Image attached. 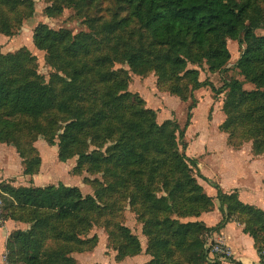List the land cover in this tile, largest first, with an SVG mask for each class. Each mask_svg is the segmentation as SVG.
Returning <instances> with one entry per match:
<instances>
[{
	"label": "rangeland",
	"instance_id": "374dc122",
	"mask_svg": "<svg viewBox=\"0 0 264 264\" xmlns=\"http://www.w3.org/2000/svg\"><path fill=\"white\" fill-rule=\"evenodd\" d=\"M11 3L13 9L0 4V27L5 22L7 24L5 20L8 19L12 31L6 39L0 34V53L26 50L29 60L25 64L39 80L51 86L56 97L72 92L61 89L65 87L62 81L65 80L72 84L71 89L74 83L85 93V100L79 103L80 106L97 108L115 90L111 82L102 80V75L119 72L120 78L127 79L124 91L137 94L143 106L155 113L156 122L165 124L167 129L172 128L173 123L183 127L188 106H194L183 141L187 145L186 155L196 160L199 172L204 169L211 175L222 176L231 161L230 153H253L255 145L258 150L264 148V102L256 93V85L236 67L244 44L227 39L230 58L218 70L210 71L206 51H198L186 59V67L181 70L165 61L166 56H172V53L156 44L136 19H130L124 26L118 25L119 21L129 16L126 3L120 0H10L8 4ZM257 5L261 23L254 32L261 36L264 35V0H258ZM248 21L245 20V23ZM39 24L64 33L68 44L73 41L71 46L77 51L66 50L68 46L63 44L58 50L60 57L50 63L47 53L33 42L34 30ZM134 52H141L146 60L138 70H133L126 61V56ZM188 70H196L199 81L211 82L219 92L212 91L209 86L191 90L194 80L186 72ZM75 72H81V79L76 82L73 78ZM235 80L241 84V89L233 94L229 92L228 84ZM5 112L1 111L0 115L4 116ZM88 115L87 112L85 116ZM70 117L72 112H58L52 108L43 118H15L16 128L10 133V140L14 141L0 140V144L7 148L6 152L2 151L5 156L0 159L5 162V172L0 168V228L5 221L11 220L16 226L8 236L16 231L27 235L32 231L33 238L38 240L42 264H69L70 259L73 264L90 260L91 263L87 264H115L135 256L127 255L120 261L115 260L116 253H122L125 248L120 226L129 229L137 239L140 250L136 255L146 257L143 264L150 262L154 253L162 264H193L194 251L186 246L177 247V241L166 223L160 228L154 224L156 220H175L183 223L198 221L207 227L214 226L210 223L213 216H221L215 181L203 180L192 167L171 174L166 165L167 149L160 154L145 152V160L134 166L133 171H123L106 160L95 166L86 163L76 168L79 152L106 156L113 141L103 138L102 131L97 139L85 135L61 161L58 157V134ZM49 137L51 143L47 142ZM191 153L200 156L197 158L189 155ZM38 156L40 164L37 166L35 158ZM181 175H188L198 184L202 193L211 199L212 205H206L201 210L195 208L197 215H183V207H196L201 202L192 200L189 194L176 191L174 182ZM125 176L128 180L122 182L121 178ZM59 182L77 186L83 196L92 198L68 220H58L52 211L37 212L19 207L8 194L7 186L35 187L57 185ZM162 197L169 208L159 200ZM235 215L242 219L248 217L243 213ZM196 236L203 243L202 251L207 255V249L215 244L212 232L203 230ZM157 238L170 240L169 248L160 250L155 245ZM6 242L4 263L24 264V254H21L20 245L16 242L11 245L19 249L20 255L17 252L18 255L7 258ZM206 261L210 262L208 255Z\"/></svg>",
	"mask_w": 264,
	"mask_h": 264
},
{
	"label": "trees",
	"instance_id": "16d2710c",
	"mask_svg": "<svg viewBox=\"0 0 264 264\" xmlns=\"http://www.w3.org/2000/svg\"><path fill=\"white\" fill-rule=\"evenodd\" d=\"M9 1L0 0V4L13 9V4H8ZM120 1L126 3L129 16L119 21L118 25L124 26L130 19H136L156 44L166 47L172 53V56H166L165 61L175 68L183 70L186 67V59L197 54L198 51H206L210 71L218 70L230 58L226 40L233 39L237 40L239 45L244 44V49L236 61V67L247 80L256 85L258 88L256 93L264 102V35L257 36L254 32V29L261 23L259 22L258 0ZM247 19L249 21L245 23ZM5 21L7 24L3 23L0 33L10 36L11 26L8 19ZM33 42L38 49L47 53L50 63H53L52 59L60 57L58 50L63 44H67L66 50L77 51L71 46L74 44L73 41L68 44L64 33L52 30L45 24H39L35 28ZM28 57L26 50L8 54L0 53V112L6 111L4 116L0 115L1 141H14L10 140V133L16 128L15 118H43L52 108H55L58 112H72V117L65 121L62 131L58 134L60 149L58 157L61 161L67 158L68 152L83 139V136L87 135L91 139H97L98 133L102 131L103 138L113 141L111 151L106 156L81 151L77 154L76 168L86 163L95 166L100 161L106 160L114 166L121 167L123 171L128 169L133 171L134 166L140 165L145 160V152L153 151L160 154L165 153L164 149H167L168 172L176 174L177 171H185L192 167L196 170V175L207 181L199 172L196 160L185 153L187 145L183 138L191 122L193 105L187 108L183 127L173 123L172 128L167 129L165 124L159 125L156 122L155 113L143 106V101L137 94L124 91L127 79L120 78L121 73L116 72L102 75L103 81L111 82L115 87V90L108 94V98L103 99L97 108H84L79 103L85 100V93L74 83L71 89L72 84L62 80L65 87L61 89H68L72 92L69 95L56 97L51 86L39 80L33 70L25 64L29 60ZM126 61L133 70H138V67L146 63L144 54L141 52L127 55ZM186 72L194 80L191 90L209 86L212 91L219 92L211 82L199 81L196 70ZM73 78L75 82L80 80L81 72H75ZM228 87L229 92L235 94L240 91L241 84L235 80L228 84ZM191 98L194 99L192 94ZM87 112L89 115L86 117ZM51 141L49 137L47 142L51 143ZM15 146L18 150V144L15 143ZM256 147L255 145L254 154L264 153V148L258 150ZM140 148L143 151H139ZM18 152L25 159L20 149ZM35 160L38 166L39 156ZM127 180L128 176L121 178L122 182ZM174 184H176L178 193L189 194L192 200L201 202L202 205L183 207V215H190V213L197 215L195 208L201 210L206 205H212L211 199L209 200L202 193L201 187L195 184L188 175H181V178H177ZM7 188L15 205L37 212L52 211L58 220L72 218L82 210L85 203L92 201L90 196H83L77 186H67L62 182L57 185L7 186ZM215 188L221 217L214 226L207 227L198 221L183 223L175 220L169 222L156 220L154 225L160 228L166 223L172 237L177 241L176 246L179 248L186 246L194 251L193 264H223L218 260L206 261L208 252L207 255L204 254L203 243L196 235L203 230L218 232L227 222L235 220L240 222L243 230L254 239L261 258L262 251H264V211L242 203L235 192L226 193L219 185H215ZM132 197L133 195L131 199ZM159 200L164 202L166 208L170 207L165 202V198L162 197ZM236 213H243L248 217L242 219L236 216ZM119 229L125 240V248L122 253H116L115 260L117 261L127 255H136L140 250L137 239L129 229L124 226H120ZM29 233L27 235L16 231L8 236L7 258L18 255L17 252L20 255L19 249L11 245L12 242H16L20 245L21 254H24V264H42V254L37 248L38 240L33 238L32 231ZM29 239L31 240L28 241ZM170 244V240L162 238L155 240V245L160 250L169 248ZM69 261L71 264L74 262L71 259ZM146 264L162 263L154 253L153 259Z\"/></svg>",
	"mask_w": 264,
	"mask_h": 264
},
{
	"label": "crops",
	"instance_id": "0c3cea01",
	"mask_svg": "<svg viewBox=\"0 0 264 264\" xmlns=\"http://www.w3.org/2000/svg\"><path fill=\"white\" fill-rule=\"evenodd\" d=\"M4 38L6 39V36ZM5 39L1 41L3 42ZM203 146L206 149L205 145ZM5 149L7 148L4 144H0V159L1 156H5L2 154V151L4 152ZM189 155L197 158L200 156L194 155V153ZM230 156L231 161L225 172H222V176L211 175L204 169H202L203 171L200 170V173L208 182L215 181L222 191L226 193L235 192L242 203L264 211V153L254 154L251 151H233L230 153ZM209 160L211 159L209 158ZM1 167L2 171L5 172V168H3L5 167V162L2 160H0ZM220 217L216 216L214 218L213 216L210 223L215 225L220 220ZM15 226L16 224L9 220L5 221L4 225L0 228V264H5L3 261L5 242L8 233ZM212 240L225 245L230 251L229 260L222 261L223 264H259L260 257L255 241L243 230V225L240 222L235 220L227 222L218 232L212 233ZM85 257L84 260H88ZM89 258L91 259L90 256ZM145 259L146 257L143 255H135L115 264H143ZM87 263H91V260L89 262L85 261L82 264Z\"/></svg>",
	"mask_w": 264,
	"mask_h": 264
},
{
	"label": "built area",
	"instance_id": "2783aa9c",
	"mask_svg": "<svg viewBox=\"0 0 264 264\" xmlns=\"http://www.w3.org/2000/svg\"><path fill=\"white\" fill-rule=\"evenodd\" d=\"M1 206H2V200L0 197V222L2 221ZM207 250H208V257L212 261L218 260V261L222 262V261H228L229 260V257H230L229 249L225 245H223L219 242H215V244L213 246H210V248H208ZM259 264H264V251H262Z\"/></svg>",
	"mask_w": 264,
	"mask_h": 264
}]
</instances>
